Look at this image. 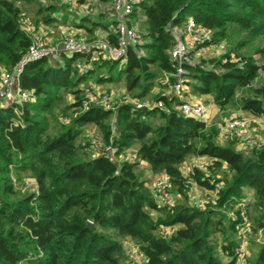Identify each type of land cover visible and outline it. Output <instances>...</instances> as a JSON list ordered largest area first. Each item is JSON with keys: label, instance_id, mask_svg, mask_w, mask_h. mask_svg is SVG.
<instances>
[{"label": "trees", "instance_id": "trees-1", "mask_svg": "<svg viewBox=\"0 0 264 264\" xmlns=\"http://www.w3.org/2000/svg\"><path fill=\"white\" fill-rule=\"evenodd\" d=\"M67 4L0 0V67L11 69L31 44L21 26L23 8L35 14L31 22L38 28L56 23L55 13ZM103 17L83 18L85 23L77 28L93 41L96 30L115 24L101 22ZM188 17L211 32V44L226 41L231 47L210 62L218 72L186 67L191 93L211 96L224 115L230 108L254 117L264 114V0H142L132 20L144 18L145 42L129 48L122 63L101 60L82 72L78 63L89 59L82 53L63 56L62 65H53L49 58L27 63L19 87L33 91L35 102L17 113L15 106L0 107V264H128L125 239L141 248L144 264H235L237 222L227 219L220 208L248 190L252 199L247 214L254 235L261 230L262 240L245 264H264V146L244 154L235 150L234 141L221 145L215 124L180 116L172 111L173 99L161 95L156 99L169 113L134 110L127 104L115 114L96 107L78 111L80 85L94 78L99 84L122 83L135 98L150 95L164 76L175 71L168 54L174 43L171 27H181ZM114 40L109 34V42ZM243 48L251 52L242 54ZM66 95L73 96L72 103L65 104ZM57 109L70 118L69 124L60 120ZM90 127L105 142L111 139L118 153L136 149L138 161L117 165L108 157L85 153L86 144L79 141ZM196 157L215 159L216 173L224 165L229 172L217 180L223 188L216 204L204 209L188 205V185L180 170ZM139 162L146 163L152 175H168L182 201L157 206L150 183L138 172ZM201 177L195 170L196 182L211 189ZM24 178L35 181V191L17 189ZM162 226L178 228L163 239L156 234Z\"/></svg>", "mask_w": 264, "mask_h": 264}, {"label": "built area", "instance_id": "built-area-1", "mask_svg": "<svg viewBox=\"0 0 264 264\" xmlns=\"http://www.w3.org/2000/svg\"><path fill=\"white\" fill-rule=\"evenodd\" d=\"M141 1L111 0L115 24L109 27V34L114 35V43L109 41L104 43L87 41L83 35H78L76 30L64 34L55 45L47 46L43 40V28L41 26L35 28L32 22L24 17L21 26L30 35L31 44L18 63L11 69L0 67V107L5 105L15 106V112L17 113L19 108L35 102L36 96L33 91L21 90L19 87V76L23 67L29 62L50 58L57 60L62 65L63 56L72 57L76 53H82L89 54L88 62L79 67L82 72L92 69L93 63L101 60H119L122 63L129 48L145 42L141 31L136 27L137 21L133 22L132 20V14ZM171 33L174 37V43L168 54L174 62L175 71L171 75L164 76L160 80V86L168 91V95L165 97L173 99L172 111L184 118H191L210 126L211 119L205 106L189 98L191 90L186 84L188 81L186 67L197 65L201 70L220 71L210 62L227 53L226 43L223 41L216 45L211 44V32L197 25L191 17H188L181 27H171ZM231 61L237 62V59L232 57ZM170 77L173 78L172 84L169 82ZM80 90L81 101L78 111H86L89 108L96 107L115 114L120 105L127 104L134 110L170 112L164 102L158 99L148 100L128 95L117 96L110 90L90 84L80 85ZM73 99V96L70 95L69 103H72ZM257 120L264 121V114L260 117H232L218 127L217 139L220 137L224 143L230 140L234 141L235 150L244 154L259 150L264 146V141L259 137L256 130H252L254 134L250 132V126ZM61 121L66 124L70 122V118L62 117ZM115 129L112 116V135H114ZM83 151L89 152L92 157H108L117 165H120L121 162L134 163L138 161L136 152L127 149L118 153L111 139L109 142H105L103 137L99 135L87 136V143ZM185 163L180 170L188 185L187 196L190 202H188V205L198 209L215 205L219 191L223 188V183L217 181L221 178L219 173L215 171V159L196 157ZM195 170L202 173L201 181H207L213 186L211 189H207L196 182L194 179ZM149 189L159 207H171L181 201L180 196L174 191L170 177L166 174L155 175L149 184ZM251 199L252 195L245 193L244 197L240 199L227 200L220 208V212L227 219L237 222V246L234 249L235 264H245L250 253L249 240L254 236V225L248 217L247 204L250 203ZM177 228V226H162L156 234L163 239H167L174 234ZM257 235H261V230ZM126 240L127 243L123 245L127 263H146V257L141 248L129 239Z\"/></svg>", "mask_w": 264, "mask_h": 264}, {"label": "rangeland", "instance_id": "rangeland-1", "mask_svg": "<svg viewBox=\"0 0 264 264\" xmlns=\"http://www.w3.org/2000/svg\"><path fill=\"white\" fill-rule=\"evenodd\" d=\"M81 1L82 2H80V0H68L67 1L68 4L66 5V8H64V10H59L57 13H55L56 15H54V17H56L57 22L50 25L51 26L50 27V31H51L50 36L52 35V37L54 39H60L67 32L77 30L78 35H83V36L89 37V35L87 34V32L84 29L77 28L78 25L85 23L81 19L84 18V19H86V21L96 19V15L100 11H102V10L105 11L106 9H108L109 5L108 4L102 5L100 8L97 6L96 3H93L90 0H81ZM23 12L25 14L26 19L33 21L34 15H35L33 12L29 11L27 8H23ZM78 30H81V31H78ZM225 43H226V49L229 50L231 48L230 44L226 41H225ZM250 52L251 51L246 49V48H243L241 50L242 54H247ZM91 81L95 82V78L91 79ZM258 83H260V82L258 81ZM120 84H122V83H114L112 85L115 87V89H117V87ZM69 97H70V95L64 96L65 104L69 103ZM60 111H61L60 109L56 110V114H58L57 116L60 117V120L62 119V117L63 118L67 117L65 115L64 116L60 115V113H59ZM237 112H238V110H234L232 108L227 109L226 110L227 114L224 115V113H223L221 115H218L213 122H218V124L220 123V125H221L224 121H227L232 117H236L235 113H237ZM66 124H69V122H67ZM252 130L253 131L256 130L255 126H253V124L250 126V132H252L254 134V132ZM89 131L91 132V133L88 132L90 134L84 132L83 136L81 137V139L79 141V143H81V145H85L87 143V136L91 137V136L96 135L95 133L93 134V131H91V130H89ZM258 131H259V129H258ZM259 132L261 133L260 134L261 137L264 136V129H260ZM258 135H259V133H258ZM99 136H101V135H99ZM230 141H232V140H230ZM263 141H264V139H263ZM85 153L89 154V152H85ZM137 169H138V172L140 174H142V178L145 181H147L148 183H150V181L152 180V177L150 178L149 175L147 174V172H146L147 168H145L144 166H140ZM226 174L227 173L225 171L221 172L220 178L223 179ZM16 187L18 190H21L22 192H26V191L33 192L36 190L35 181L33 179H30V178H24L23 183L16 184ZM188 202H189V198L187 196V203ZM261 237H262L261 235L260 236L254 235L249 240L250 253H249V257L247 258V261L249 259H251V257L253 256V253L256 251V249H257L256 244L261 242V240H262ZM122 243L123 244L127 243V240L126 239L123 240Z\"/></svg>", "mask_w": 264, "mask_h": 264}, {"label": "crops", "instance_id": "crops-1", "mask_svg": "<svg viewBox=\"0 0 264 264\" xmlns=\"http://www.w3.org/2000/svg\"><path fill=\"white\" fill-rule=\"evenodd\" d=\"M66 1H68V0H66ZM90 1L93 2V0H90ZM94 3H96L97 6L100 7V8H101L102 5H107V3H102L99 0H96V1L94 0ZM108 5H109V8L108 9H106L105 11L102 10V11H100L97 14V15L104 14V17L102 19L100 18V21L101 22H113V21L115 22V16H114L113 11H112L111 0L108 3ZM138 21H139L138 23L136 22V27L138 28L139 31H142V29L144 28L143 27L144 18H140ZM40 26L43 28V34H44L43 35V40H44V43L47 46H53V45H55L56 42L59 39H54L52 37V35L50 36V32H51L50 31V27L51 26H49V25L47 26V25H44V24H40L39 27ZM78 31H81V30H78ZM84 37L86 38L87 41H90L89 37H86V36H84ZM108 41H109V27H108L107 30H96L95 39L92 42H95V43H104V42H108ZM50 61H51V63L53 65H61L60 62H58L57 60L50 59ZM83 65H85V62H81V63L79 62L78 63V66L79 67H82ZM80 71H82L81 68H80ZM89 84L90 85H93L95 87H98V88L110 90V91H112L113 94H115L117 96H119V95L120 96H122V95H128V96L132 97L130 94L126 93V90H125V87H124L123 84H120L117 87V89H115V87L112 84H109V83L99 84V83H96V82H92L91 79H90L86 84H82V85H89ZM167 92L168 91L165 88H163V87L160 86V82H159V83H157V85H155L153 87V89L150 92V95H147L143 99L154 100V99H156L160 95L165 97L166 95H168ZM189 98H191V100H193V101L202 103L205 106V108L207 109L208 114L210 116V119H211L210 120V122H211L210 124L211 125L212 124H215L216 127H219L220 126V123L218 124V122H213L218 115H221V111L217 107V105L214 103V101H213V99H212L211 96H209V95H200V96H197V95H193V94L190 93ZM173 105H174V103L171 104V106H173ZM235 116L236 117L237 116H244V117H248L249 116V117H253L251 114H249L247 112H242L240 110L237 113H235ZM253 126H255V129L257 131V134L259 133V137L263 140L264 139V136L261 137V135H260L261 133L259 131H260V129H264V121L257 120V122H254L253 123ZM258 129H259V131H258ZM89 130L93 131V134L95 133L96 135H100L94 127L86 128L84 132L85 133H88V132H90ZM90 133H88V134H90ZM217 142L219 144H221V145H227L228 144V142H226V143L222 142L220 137H218ZM234 148L236 149L235 144H234ZM129 150H131L132 152H136V149H134V148H131ZM191 160H192V158L189 159L187 162H190ZM140 166H144L145 168H147V171L146 172H147V174L149 175L150 178L152 177V179H153L155 177V175H152L150 173V171L148 170V167H147L146 163L142 162L139 165V167ZM223 171H225L227 174L229 173L228 170H227V167L225 165L222 167L221 172H223ZM221 172L219 173V175L221 174ZM245 193L252 195V192L250 190L245 191ZM179 199L182 201V198L181 197ZM181 201H178V202H181ZM224 262H226L225 259H224Z\"/></svg>", "mask_w": 264, "mask_h": 264}, {"label": "water", "instance_id": "water-1", "mask_svg": "<svg viewBox=\"0 0 264 264\" xmlns=\"http://www.w3.org/2000/svg\"><path fill=\"white\" fill-rule=\"evenodd\" d=\"M87 227L92 228V223L88 222Z\"/></svg>", "mask_w": 264, "mask_h": 264}]
</instances>
